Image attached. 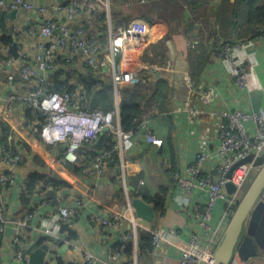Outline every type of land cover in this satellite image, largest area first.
<instances>
[{
	"label": "crops",
	"instance_id": "crops-1",
	"mask_svg": "<svg viewBox=\"0 0 264 264\" xmlns=\"http://www.w3.org/2000/svg\"><path fill=\"white\" fill-rule=\"evenodd\" d=\"M72 1L33 0L35 7H47L45 14L37 9L16 13L0 10V174L14 176L13 184L0 183V197L7 204L0 239V264L23 263L14 260L11 251L16 228L25 246L33 243L30 250L49 245V231L61 235L56 215L61 207H74L76 199L83 203L77 208L71 227L76 236L63 254H58L61 245L53 258L56 264H69L80 260L82 251L88 250L95 257L94 264H107L123 236L133 230L124 216L132 199L142 198L153 206L160 189L166 190L165 212L158 220L156 231L161 232L163 239L150 252L137 254V264H177L191 235L199 230L197 209L204 207L207 194L194 186L187 196L176 185L172 174L184 175L203 147L216 153L222 111L264 113V37L246 39L250 43L244 51H238L241 57H246L248 65L247 85L241 87L219 54L224 42L237 39L220 40L212 33L214 9L220 0H126L122 4H112L111 0H79L84 14L71 28L88 24L89 41L102 45L99 59L105 66L98 77L113 88V108H118L119 115L121 90L127 100L142 108V121L132 131V148L115 151L106 172L99 175L91 164L97 154L107 149L112 137L109 131H104L94 144L84 145L78 163H64L60 160L62 146H47L36 134L40 121L30 113L26 100H8L10 94L25 97L33 88L31 83L19 79L13 61L35 63L43 43L39 29L45 17L64 20L66 12L56 7L65 9ZM8 38L12 40L10 45L3 42ZM14 41L17 59L10 52ZM156 46L162 50V58L155 55ZM142 56L152 61L148 64L160 68L143 69ZM87 69L81 55L65 47L57 52L56 66L46 76L52 85L61 83L76 90L80 88L81 75L90 77ZM13 72L15 79L10 82L7 75ZM209 88L214 98L206 103L200 95ZM246 126L253 132L251 122ZM148 134L161 139L162 144L148 142ZM3 149L21 153L23 161L10 168L2 162ZM33 172L61 182L63 185L53 187L60 195L46 198L45 192L50 187L44 190L40 183L31 195L24 197L21 186ZM224 211L225 201L218 202L212 218L214 227L227 225ZM99 217L115 219L117 225H102ZM135 218L138 228L146 225V221ZM126 261L122 258L118 263ZM231 264H264V250L250 263L235 255Z\"/></svg>",
	"mask_w": 264,
	"mask_h": 264
},
{
	"label": "built area",
	"instance_id": "built-area-1",
	"mask_svg": "<svg viewBox=\"0 0 264 264\" xmlns=\"http://www.w3.org/2000/svg\"><path fill=\"white\" fill-rule=\"evenodd\" d=\"M36 9L42 14L47 11V7H35L33 0H11V2L0 0V10L3 11H31ZM56 9L58 11L64 10L66 12L65 18L64 20H56L52 16L45 17L39 29V36L43 39V43L40 45L41 52L36 56L35 63L13 61L19 79L31 83L33 85L32 90L25 97L10 94L8 100L24 98L32 115L38 119L40 116H44L38 130L39 138L47 146L61 145L60 160L64 163H78V153L82 147L87 144H94L101 133L105 130L109 131L115 137L116 144L110 150H103L97 154L91 164L97 174L103 175L107 170V163L111 159L112 153L115 151L124 152L132 148L133 132L122 130L118 108L107 111L101 109L87 111L83 105L84 91L81 87L72 91L56 92L53 85L48 82L46 73L55 68L57 52L65 47H69L73 53L81 55L87 66L94 69L105 66V63L99 59L102 45L89 41L83 26L73 30L71 28L74 21L84 14L80 1L73 0L65 9L61 6H57ZM263 37L264 29L257 38ZM249 43V40L227 41L220 46L219 50L220 57L228 65L229 74L234 78L235 83L241 87L247 85L248 65L246 64V57H241L238 51H244ZM112 63L114 66L113 58ZM141 67L147 69L158 68L159 66L142 62ZM116 78L114 73L115 86L117 85ZM7 79L10 82L14 81V72L9 73ZM213 98L214 92L211 88L203 91L200 95V99L206 103L212 101ZM219 117L216 153L207 147H203L186 169L184 175L178 172L172 174L176 185L187 196L191 194L194 186L205 190L207 194L204 207L197 209L196 218L199 230L191 235L188 243L182 249L177 264H211L213 262L214 252L227 227L224 224L215 227L212 225L213 211L219 201H225L224 218L228 219V216L235 212L237 202L240 200L239 191L250 173L256 170L252 161L238 163L248 156L254 160L264 154V113L262 111L250 113L240 110L222 111ZM247 122L253 124V132L247 129ZM147 141L154 145L162 144V140L157 139L152 134L147 135ZM22 161L23 155L21 153H13L3 149L2 162L10 168ZM233 167L231 176L228 177V173ZM13 177V175L0 174V183L9 182V184H13ZM228 182H232L236 187L232 194L226 190ZM21 189L22 191L25 189L24 184ZM82 205V200L76 199L74 207L59 208L56 219L60 227L66 225L71 228L78 214L77 208ZM6 210V199L0 197V233H3ZM124 216L133 226V230L123 236L119 245L109 255L107 264H119L120 259L126 258L125 250L129 243L133 244L132 262L129 264H137L138 226L131 206L124 213ZM98 220L102 225H117L115 219L109 221L99 217ZM19 224L26 225L21 222ZM171 232L175 233V231ZM61 233V235H57L54 231L48 232L51 239L44 264L49 262L50 257H54V253L61 246L60 243L64 245L70 242L66 232L61 231ZM162 239L161 232L156 231L152 241L153 248L157 247ZM24 246V238L19 229L16 228L11 240L13 259L27 263L28 257L23 256ZM94 263L95 257L88 250L82 251L80 260L69 262V264Z\"/></svg>",
	"mask_w": 264,
	"mask_h": 264
},
{
	"label": "trees",
	"instance_id": "trees-1",
	"mask_svg": "<svg viewBox=\"0 0 264 264\" xmlns=\"http://www.w3.org/2000/svg\"><path fill=\"white\" fill-rule=\"evenodd\" d=\"M125 1L126 0H111V3L122 4ZM214 13L215 25L213 26L212 33L215 37L222 38L220 40H229L234 38H236L237 40H246L250 38H256L264 29V0H220L218 8L214 9ZM83 28L87 32L88 24H86ZM89 32L92 31L89 29ZM3 42L6 45H10L12 40L11 38H8L4 39ZM156 49H158V51L155 55H158L162 58V50L159 48V46H156ZM150 56L151 55H148V58H150ZM148 58L147 56H142L141 60H143V62H150L152 64V61ZM103 68L104 67H99L97 69H94L88 66L87 71L90 77L81 75L79 78L78 84L84 91L83 105L85 110L87 111H92L95 109L107 111L113 108V88L111 84H106V82L103 83V81L99 80L98 77ZM73 87L66 88L61 83H58L57 85L53 84V88L56 92H63L66 90L72 91L75 89V87ZM119 118L121 128L124 131H134L142 121L141 105L136 102L127 100L123 96L122 90L119 93ZM110 138L111 140H109V145L106 146L107 149L105 150H110L116 144V142L112 140L114 136L112 135V137ZM84 147H82V149ZM82 149L78 153L79 156L83 155ZM114 153H112L111 159L113 158ZM111 159L108 160L107 167ZM40 183H42L44 189L47 187H59L63 185L55 178H46L45 175H40L39 173L33 172L28 176L27 180L24 183L25 189L22 191L23 196L25 197L31 195ZM165 193V189H160L154 197L152 207L155 211V220L153 222H147L144 227L138 228V256L143 254V252H150L153 249L152 241L157 230L158 220L165 212ZM61 231L66 232L68 240H72L76 236L73 230L66 225H63L61 227ZM60 244L62 245L63 243ZM125 256L127 261L124 264L131 263L133 256L132 243L128 244L125 250Z\"/></svg>",
	"mask_w": 264,
	"mask_h": 264
},
{
	"label": "water",
	"instance_id": "water-1",
	"mask_svg": "<svg viewBox=\"0 0 264 264\" xmlns=\"http://www.w3.org/2000/svg\"><path fill=\"white\" fill-rule=\"evenodd\" d=\"M13 13H16V11L14 10ZM10 52L14 57L18 58L16 41L10 46ZM43 119V115L39 117L40 122ZM40 122L36 125V134L40 128ZM250 161L258 169L257 176L235 212L228 216V225L214 252L211 264H231L235 255L243 262L250 263L258 257L259 251L264 250V154L254 160H252L251 156H248L238 164ZM234 167L228 173V177L231 176ZM226 190L229 194H232L236 190V187L232 182H228ZM59 195L60 192L56 191L53 187L48 188L45 192V196L48 199ZM131 207L136 217L146 222H153L155 220L154 208L142 198H133ZM32 245L33 243L27 244L23 251V256L28 257L27 264H44L48 245L43 244L34 250H30ZM68 248L69 245L67 244L61 246L58 254H63ZM49 262L56 264V260L53 257L49 258Z\"/></svg>",
	"mask_w": 264,
	"mask_h": 264
},
{
	"label": "rangeland",
	"instance_id": "rangeland-1",
	"mask_svg": "<svg viewBox=\"0 0 264 264\" xmlns=\"http://www.w3.org/2000/svg\"><path fill=\"white\" fill-rule=\"evenodd\" d=\"M258 173V169H256L255 171L251 172L249 177L247 178L246 182L244 183L243 187L240 189L239 191V201L237 202V206L236 208L238 207L240 201L242 200V198L244 197L245 193L247 192V190L249 189V187L251 186L252 182L254 181L256 175ZM220 202V201H219ZM218 204V203H217ZM217 206V205H216ZM216 208V207H215ZM236 210V209H235ZM214 212V211H213ZM212 218H213V215H212ZM229 222V220H228ZM228 222H227V225H228Z\"/></svg>",
	"mask_w": 264,
	"mask_h": 264
},
{
	"label": "bare ground",
	"instance_id": "bare-ground-1",
	"mask_svg": "<svg viewBox=\"0 0 264 264\" xmlns=\"http://www.w3.org/2000/svg\"><path fill=\"white\" fill-rule=\"evenodd\" d=\"M257 176V175H256Z\"/></svg>",
	"mask_w": 264,
	"mask_h": 264
}]
</instances>
